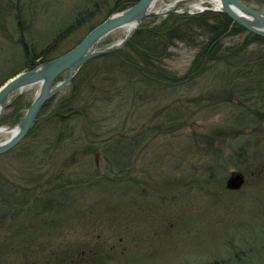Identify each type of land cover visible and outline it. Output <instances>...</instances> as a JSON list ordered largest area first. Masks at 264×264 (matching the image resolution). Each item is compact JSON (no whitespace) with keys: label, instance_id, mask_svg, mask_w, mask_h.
Segmentation results:
<instances>
[{"label":"rangeland","instance_id":"obj_1","mask_svg":"<svg viewBox=\"0 0 264 264\" xmlns=\"http://www.w3.org/2000/svg\"><path fill=\"white\" fill-rule=\"evenodd\" d=\"M177 1L159 0L153 11L188 14L198 3L213 8L206 0L172 6ZM240 1L264 12V0ZM14 2L0 0V87L29 70L24 45L35 47L36 55L51 48L52 60L135 4L113 12L116 0ZM80 12L83 24L53 45ZM126 34L116 30L100 47ZM240 53V59H228L239 61L237 67L211 63L189 75L197 50L179 42L163 66L181 84L162 88L141 82L135 94L112 103L85 87L82 98L99 108L89 117H72L60 107L84 88L80 79L88 78L87 71L81 77L80 70L78 79L45 105L37 132L0 155V167L7 184L19 189L59 173L86 187L69 191L66 204L53 207V214L30 207L15 221L0 214V264H60V257L90 249L96 253L88 264H264V95L252 91L264 82V45ZM39 90L35 85L13 93L0 125H18ZM60 108L66 122L54 114ZM10 137L2 134L0 142ZM233 171L247 180L239 191L226 188Z\"/></svg>","mask_w":264,"mask_h":264},{"label":"trees","instance_id":"obj_2","mask_svg":"<svg viewBox=\"0 0 264 264\" xmlns=\"http://www.w3.org/2000/svg\"><path fill=\"white\" fill-rule=\"evenodd\" d=\"M138 1L116 0V5L112 11L115 12L123 9L126 3H136ZM7 8V5H4L5 11ZM18 11L17 19L19 24L21 23L19 22V17L22 15L23 10L22 8H18ZM83 21H85V14L84 12H80L73 25L63 31L53 45L63 41L69 34L73 33L75 29L83 24ZM237 38H243L244 40L241 43H230L231 39ZM179 42L197 50L189 75L196 74L199 70L205 71L211 63H222L237 67L235 65H238L239 61L232 63L228 60L230 57L232 59L235 57L240 59V56L243 55L240 52L243 49L253 44L264 45L263 38L246 31L224 13L213 11L194 15L172 13L159 20L154 26H142L123 48L99 56L88 62L79 74L82 77L84 71H87L88 78H79L80 83H82L84 88H89V94L93 93L98 100L97 95L107 96L108 99L105 98L104 100L109 103L114 102L117 98L125 99L130 94H135L136 92L134 91L141 82L151 83L162 88L181 84L182 81L173 79V76L171 77L163 66V61L170 55L171 48L175 47ZM50 53L51 48L36 55L35 47L29 48V46L24 45L23 58L26 63L24 68L32 69L37 66L36 60L38 58L45 61L50 60ZM256 87V90H252L253 94L257 93L263 96L264 82L261 79L259 86ZM83 89L77 92L75 98H69L60 106L61 108H65L66 113L70 112L72 117H81L82 113H85L86 117H89V112L91 114L93 110L99 109L98 107L96 108V105L89 104V100L86 101L85 98H82V92L88 90L86 88ZM108 102L107 105L109 104ZM61 108L54 114L58 119L60 118L61 121L66 122L67 120L64 119V113L61 112ZM36 132L37 126H34L27 138L32 137ZM51 144L47 143L46 147L49 148ZM61 144L63 143L59 142L58 145ZM48 150H46L47 152L45 150L42 152L48 154ZM43 161L46 164V161L42 159ZM47 175L44 174V176ZM39 183L40 181L38 180L37 184H35L36 186L34 185V187L32 186L28 189L11 187L7 184L6 176L0 167V214H3L4 217L8 215V218L11 216V220L14 221L25 210L27 213L30 212L27 210L28 207H30L31 212L40 209L42 211L49 210L48 213L53 214L55 213L52 212L53 207L55 208V206L60 205L62 202L66 204L64 201L67 200L66 194L69 191L86 187L80 184V182L72 183L71 181H67L65 173H59L55 179L51 178L41 185H38ZM38 190L43 193L36 195ZM12 208H16V211L13 210L14 213H11Z\"/></svg>","mask_w":264,"mask_h":264},{"label":"water","instance_id":"obj_3","mask_svg":"<svg viewBox=\"0 0 264 264\" xmlns=\"http://www.w3.org/2000/svg\"><path fill=\"white\" fill-rule=\"evenodd\" d=\"M159 0H139L131 7L111 15L105 21L94 27L73 49L52 60L44 62L32 69L19 73L0 87V123L6 108L10 106L7 99L15 92H22L35 85L40 90L30 105L22 121L12 126L0 125V136L10 134L11 137L0 143V155L15 148L32 131L45 105L56 95L70 86L80 70L91 60L102 55L123 48L132 36L140 29L144 21L168 16L176 11L167 10L165 13L154 12L153 8ZM188 0L177 1L185 3ZM221 8H202L196 11H213L226 14L234 23L246 31L264 39V12L253 9L240 0H219ZM193 8V6H192ZM193 14L194 11H190ZM119 29H128L124 39L107 47H100V43L111 33ZM67 73L62 81H57L61 75ZM4 129V131H3ZM245 185V179L240 172L233 171L227 182L229 191H239Z\"/></svg>","mask_w":264,"mask_h":264},{"label":"flooded vegetation","instance_id":"obj_4","mask_svg":"<svg viewBox=\"0 0 264 264\" xmlns=\"http://www.w3.org/2000/svg\"><path fill=\"white\" fill-rule=\"evenodd\" d=\"M98 159V158H97ZM238 172V171H237ZM242 173V172H240ZM244 179H245V184L247 183L245 175L242 173ZM94 250H82L81 252H78L77 254H69L66 255L64 258L63 256L60 257V264H88L90 257L95 254ZM56 260L59 261V257L56 256Z\"/></svg>","mask_w":264,"mask_h":264},{"label":"bare ground","instance_id":"obj_5","mask_svg":"<svg viewBox=\"0 0 264 264\" xmlns=\"http://www.w3.org/2000/svg\"><path fill=\"white\" fill-rule=\"evenodd\" d=\"M189 1V0H188ZM205 2H207L208 4H210L213 8L212 9H217V10H219L220 8H221V3H220V1L219 0H206ZM157 4V3H156ZM156 4H155V6H156ZM174 5V4H173ZM172 5V6H173ZM155 6H154V8H153V10L155 9ZM202 8H206L205 7V3H198V4H195L194 6H193V8H192V10L191 11H193V10H198V9H202ZM126 31L128 32V29H126ZM3 131H4V129H3ZM0 143H2V142H0Z\"/></svg>","mask_w":264,"mask_h":264}]
</instances>
